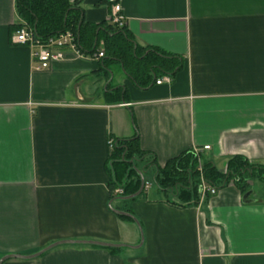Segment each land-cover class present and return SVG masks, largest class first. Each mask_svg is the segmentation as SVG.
<instances>
[{
    "label": "crops",
    "instance_id": "crops-1",
    "mask_svg": "<svg viewBox=\"0 0 264 264\" xmlns=\"http://www.w3.org/2000/svg\"><path fill=\"white\" fill-rule=\"evenodd\" d=\"M79 1L94 24L117 1L137 44L183 68L148 87L95 56L37 71L32 49L11 42L23 24L16 0H0V260L94 240L120 247L62 245L3 264H264L263 184L247 201L229 185L181 209L146 186L132 202L112 200L108 170L110 139L137 133L161 167L204 146L219 171L237 155L264 163V0Z\"/></svg>",
    "mask_w": 264,
    "mask_h": 264
},
{
    "label": "trees",
    "instance_id": "trees-1",
    "mask_svg": "<svg viewBox=\"0 0 264 264\" xmlns=\"http://www.w3.org/2000/svg\"><path fill=\"white\" fill-rule=\"evenodd\" d=\"M80 4L79 0L74 3L70 0H16V11L18 17L33 28L38 39L46 41L67 31L72 32L81 53L95 56L103 52L102 63L105 66L120 64L138 87H148L159 78L165 75L173 77L182 70V57L160 49L141 47L126 26L118 27L110 19L98 24L86 22ZM21 26V23L15 25L11 33ZM111 140L108 170L112 200L129 203L145 193L144 185L140 195L128 199L142 188L144 178L143 171L138 168L140 163L144 164V170L155 171L154 181L166 196V202L181 209L199 206L201 176L212 187L223 189L234 185L243 195L253 190L256 183L264 185V163H253L243 156L230 158L224 171H219L212 162L203 161L201 175L192 151L170 159L161 167L153 153L142 150L138 133L132 138ZM117 189H122L123 193L116 195ZM112 210L121 219L138 222L131 208Z\"/></svg>",
    "mask_w": 264,
    "mask_h": 264
},
{
    "label": "built area",
    "instance_id": "built-area-1",
    "mask_svg": "<svg viewBox=\"0 0 264 264\" xmlns=\"http://www.w3.org/2000/svg\"><path fill=\"white\" fill-rule=\"evenodd\" d=\"M125 20L121 5L119 3L114 4L111 8L110 21L118 27H123L125 26ZM11 42L15 45H22L32 49L35 69L37 71L50 70L55 64L64 61L68 54H72L76 58L86 57V55L81 53L77 48L75 37L72 32L67 31L43 41L35 36L33 28L25 22H23L21 28L13 34ZM103 56V52L95 55L98 59H101ZM172 82V76L165 75L156 81V85L171 84ZM112 144L113 140L110 139L109 146H112ZM209 150H211L210 146H204L202 149L194 148L192 150L197 159L198 169L201 175L204 161L202 154ZM200 185V202L205 201L208 196L212 197L217 195L221 190L210 186L202 176ZM145 186L148 188V183H145ZM122 193V189H117L115 191L116 195H121Z\"/></svg>",
    "mask_w": 264,
    "mask_h": 264
},
{
    "label": "water",
    "instance_id": "water-1",
    "mask_svg": "<svg viewBox=\"0 0 264 264\" xmlns=\"http://www.w3.org/2000/svg\"><path fill=\"white\" fill-rule=\"evenodd\" d=\"M144 185L145 184H144V179H143V184H142L141 190L136 195L131 196L128 199H131V198H134V197L140 195L141 192L143 191ZM250 194H251V192H248L245 194L244 201H247V198L250 196ZM116 212L122 213L119 211H116ZM122 214H124L126 216H131L128 213H122ZM70 244H85V245H93V246L108 247V248L120 247V245H115V244H111V243H104V242L94 241V240H64V241H58V242L52 243V244L46 246L45 248L41 249L39 252L32 254V255H8V256H5L3 259L0 260V264H3L5 261L10 260V259H20V260L37 259V258L41 257L42 255H44L46 252H48V251H50V250H52L58 246L70 245Z\"/></svg>",
    "mask_w": 264,
    "mask_h": 264
},
{
    "label": "rangeland",
    "instance_id": "rangeland-1",
    "mask_svg": "<svg viewBox=\"0 0 264 264\" xmlns=\"http://www.w3.org/2000/svg\"><path fill=\"white\" fill-rule=\"evenodd\" d=\"M114 67H115V72L118 73L119 71L118 67L116 65ZM143 167L144 164L142 163L138 165V168L143 171V178L145 182L148 183L149 195L152 197L161 196L166 198V196L162 193V191L159 190L158 186L154 181L155 171L153 169L144 170ZM168 197L172 199V196L170 194Z\"/></svg>",
    "mask_w": 264,
    "mask_h": 264
}]
</instances>
